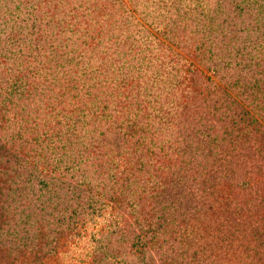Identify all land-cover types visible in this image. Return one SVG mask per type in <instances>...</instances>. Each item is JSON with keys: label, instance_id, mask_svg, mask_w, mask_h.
I'll return each instance as SVG.
<instances>
[{"label": "rangeland", "instance_id": "rangeland-1", "mask_svg": "<svg viewBox=\"0 0 264 264\" xmlns=\"http://www.w3.org/2000/svg\"><path fill=\"white\" fill-rule=\"evenodd\" d=\"M32 1L34 8L31 0H0V189H16L7 198L13 206L35 205L42 188L57 191L48 202L67 197L71 206L94 195L114 224L148 219V205L136 207L147 179L153 187L168 185L177 169L204 173L200 151L192 158L186 147L195 140H185L203 107H184L175 84L185 85L191 69L197 85H227L211 64L215 53L234 70L264 67V41L240 42L246 27L262 26L263 0H56L52 29L40 25L43 0ZM66 11L76 24L62 33ZM28 176L34 184L18 188ZM169 185L170 198L182 189ZM125 252L119 264H136Z\"/></svg>", "mask_w": 264, "mask_h": 264}, {"label": "trees", "instance_id": "trees-1", "mask_svg": "<svg viewBox=\"0 0 264 264\" xmlns=\"http://www.w3.org/2000/svg\"><path fill=\"white\" fill-rule=\"evenodd\" d=\"M256 4L264 8V0ZM58 5L56 0H43L40 25L52 29ZM29 7L34 8L32 0ZM64 17L61 30L68 33L76 23L67 11ZM257 22L262 26L246 27L240 42L253 36L264 41V18ZM234 26L239 24L235 21ZM259 45L264 49V42ZM224 57L215 53L211 63L220 79H229L224 87L205 78L198 86L200 76L190 74L191 69L184 74L185 85L175 84L180 86L184 107H203L193 118L198 126L185 137L195 140L186 147L193 146L192 158L194 150L200 151L203 174L172 171L169 184L182 189L171 198L166 195L169 184L150 187L147 179L138 190L145 203L136 207L148 205L151 216L123 224H114L113 213L108 215L105 203L94 195L84 207L80 202L71 206L67 197L48 202L57 191L48 195L40 188L35 205L13 206L7 198L16 189H0V264H119L123 250L136 264L153 260L156 264H264V67L244 63L234 70ZM261 58L264 65V51ZM224 88H230L233 96ZM207 115L210 119L203 123ZM209 161L212 167L205 170ZM23 181L18 188L34 184L29 176ZM118 192L127 197L129 190ZM128 229L131 239L125 238Z\"/></svg>", "mask_w": 264, "mask_h": 264}]
</instances>
